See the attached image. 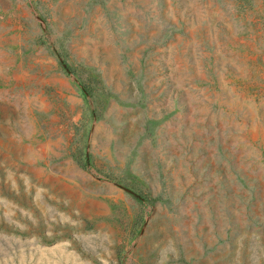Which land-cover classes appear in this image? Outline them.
I'll return each instance as SVG.
<instances>
[{
  "label": "rangeland",
  "instance_id": "obj_1",
  "mask_svg": "<svg viewBox=\"0 0 264 264\" xmlns=\"http://www.w3.org/2000/svg\"><path fill=\"white\" fill-rule=\"evenodd\" d=\"M0 264H264V0H0Z\"/></svg>",
  "mask_w": 264,
  "mask_h": 264
},
{
  "label": "trees",
  "instance_id": "obj_2",
  "mask_svg": "<svg viewBox=\"0 0 264 264\" xmlns=\"http://www.w3.org/2000/svg\"><path fill=\"white\" fill-rule=\"evenodd\" d=\"M53 52L57 55V57L59 58L60 60V64L62 66V68L66 71V72H69V73H73V70L70 68V65L68 64L67 60H66V57L63 53H60L57 49H55V47L53 45H50ZM85 90H88L87 88ZM155 199L154 198H151V197H147V200L144 201V202H147L148 204L150 202H153Z\"/></svg>",
  "mask_w": 264,
  "mask_h": 264
}]
</instances>
